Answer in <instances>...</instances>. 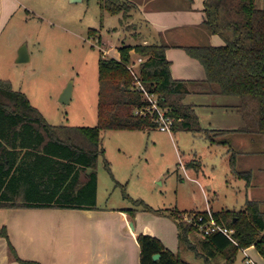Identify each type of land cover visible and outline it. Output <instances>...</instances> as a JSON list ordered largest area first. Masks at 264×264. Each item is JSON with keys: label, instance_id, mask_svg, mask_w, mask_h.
I'll use <instances>...</instances> for the list:
<instances>
[{"label": "trees", "instance_id": "1", "mask_svg": "<svg viewBox=\"0 0 264 264\" xmlns=\"http://www.w3.org/2000/svg\"><path fill=\"white\" fill-rule=\"evenodd\" d=\"M101 5L112 14L123 13L122 21L129 17L131 4L127 0H101ZM204 5L203 27L209 34L221 35L225 43L187 45L185 49L204 65L206 79H174L165 44L122 45L119 59L103 54L99 58L95 126L51 124L23 91L14 89L9 80H0V207L96 206V167L99 157L105 154L101 131L158 126L151 115L134 112L135 107L147 105L144 94L133 85L134 76L128 68L135 54L144 58L137 66L140 79L175 118L172 129L200 132L212 144L229 146L234 135H243L264 158V7L259 0H204ZM94 32L96 29L91 28L90 33ZM192 92L239 97L245 126L237 130L204 129L193 105L185 102ZM236 157L237 152H233L232 173L249 181L252 171L239 170ZM187 166L197 170L201 167L195 159ZM106 168L111 171L107 160ZM124 196L129 197L126 192ZM143 206L152 210L149 205ZM131 211L135 213L136 209ZM193 212L206 211L189 213ZM182 213H169L178 224V251L167 248L157 236L141 233V264H191L186 259L189 254L208 264L232 263L240 249L252 245L264 257V200L248 199L237 210H212L218 223L234 229L236 242L219 231L201 235ZM6 232L5 226L0 228V234L6 236ZM157 253L160 257L154 259Z\"/></svg>", "mask_w": 264, "mask_h": 264}, {"label": "rangeland", "instance_id": "2", "mask_svg": "<svg viewBox=\"0 0 264 264\" xmlns=\"http://www.w3.org/2000/svg\"><path fill=\"white\" fill-rule=\"evenodd\" d=\"M23 1L26 6L12 20V38L7 43L5 35L0 38V80H9L14 89L23 91L51 124L97 125L99 58L103 52L99 37L119 45L139 42L123 27L127 18L120 21L121 14L103 10L101 0ZM259 4L264 7V0ZM116 26L119 34H114ZM91 28L96 33H90ZM19 41L29 45L30 61L14 60ZM70 83L72 95L66 103L61 96ZM128 131H101L105 154L99 157L96 167L99 207L144 208L146 204L152 207L147 210L149 219H173L171 211H182L184 217L191 209L243 207L248 194L246 181L232 176L227 145L212 144L202 133L184 129ZM240 142L233 141L231 146L240 150ZM194 159L200 162L198 170L187 166ZM106 160L111 171L106 168ZM118 181L121 183L116 185ZM122 185L129 197L124 196ZM2 211L1 228L5 218ZM161 220L155 219L159 229ZM249 254L255 260L256 251L252 249ZM186 259L191 264H208L195 254ZM222 263L245 264L244 252L240 249L232 263Z\"/></svg>", "mask_w": 264, "mask_h": 264}, {"label": "crops", "instance_id": "3", "mask_svg": "<svg viewBox=\"0 0 264 264\" xmlns=\"http://www.w3.org/2000/svg\"><path fill=\"white\" fill-rule=\"evenodd\" d=\"M127 1L130 2L131 9L123 27L127 28L131 37L139 39V42L132 45L165 44L168 46L166 56L170 61L174 79H206L204 65L185 49L187 45L225 43L221 35L209 34L203 27L206 17L204 0ZM25 6L23 0H0V38L5 35L6 43L15 32V27L12 26L13 18ZM120 14L123 16V13ZM113 29L114 34H119L117 26ZM99 41L104 56L120 58L119 48L122 45L115 40L104 42L102 36ZM23 42L19 41L16 45L14 60L17 58L18 61V48ZM26 46L30 61L32 53L27 43ZM138 57L137 55L136 60ZM185 102L193 105L203 128L237 130L245 126L240 110L241 101L237 96L192 92L185 97ZM232 138V142L242 141L243 145L242 149L236 150L224 144L228 146L226 152L232 176L238 177L232 173L233 152H237L238 169L252 171L249 181L238 177L246 181L244 186L248 189L244 204L248 199L264 200L262 154L256 153L250 138L239 134ZM208 188H212V184ZM97 204L98 200L96 206L90 209L0 207L5 214L1 225L5 226L7 231L6 236L0 234V264H25L22 260L37 261L41 264H141V245L138 240L141 233L157 236L167 248L175 253L178 251V224L174 218L173 220L161 217L159 229L155 223L157 218H161L154 216L149 219L148 211L144 208H102ZM132 209H136V212L133 213ZM208 210L215 209L208 207L205 211ZM10 245L19 259L11 251ZM252 249L256 251V263L264 264V257L254 245L241 249L244 259L246 253L249 254Z\"/></svg>", "mask_w": 264, "mask_h": 264}, {"label": "built area", "instance_id": "4", "mask_svg": "<svg viewBox=\"0 0 264 264\" xmlns=\"http://www.w3.org/2000/svg\"><path fill=\"white\" fill-rule=\"evenodd\" d=\"M143 60L144 58L139 56L136 61H132L128 64V68L134 76L133 85L144 94L147 100V105L142 107H135L134 112L136 114L151 115L153 120L158 123L157 127H159L160 130L168 131L172 127L175 118L167 113L169 110L168 108H164L160 105L158 95L154 92L149 91L144 82L140 79L137 66ZM183 218L184 220L193 223L197 227L198 232L203 236L219 231L236 242L233 237L234 229L218 223L214 218L211 210H208L205 213H189L186 214ZM244 263L257 264L256 261L248 253H246Z\"/></svg>", "mask_w": 264, "mask_h": 264}, {"label": "water", "instance_id": "5", "mask_svg": "<svg viewBox=\"0 0 264 264\" xmlns=\"http://www.w3.org/2000/svg\"><path fill=\"white\" fill-rule=\"evenodd\" d=\"M29 60V53L27 50L26 44H23L20 49H19V56H18V61L19 62H25ZM72 95V84L70 83L67 88L64 90L62 96H61V101L63 102H69L70 98ZM131 226H133V223H131ZM160 257V254H155L154 259H158Z\"/></svg>", "mask_w": 264, "mask_h": 264}]
</instances>
